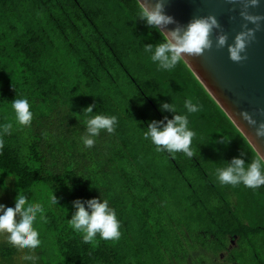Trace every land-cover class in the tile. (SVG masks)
I'll return each instance as SVG.
<instances>
[{
  "label": "trees",
  "instance_id": "16d2710c",
  "mask_svg": "<svg viewBox=\"0 0 264 264\" xmlns=\"http://www.w3.org/2000/svg\"><path fill=\"white\" fill-rule=\"evenodd\" d=\"M137 14V0H0V124L13 122L14 99L27 98L34 114L0 138V182H15L30 202L47 191L37 201L46 245L38 261L188 264L200 246L217 255L237 234L230 260L264 264V186L216 178L233 157L247 163L258 153L184 60L158 70L144 48L162 37ZM185 100L199 108L188 116L194 156L156 152L144 139L148 123L176 114L162 113V103L185 114ZM88 106L93 113H83ZM95 114L118 123L85 149L80 137ZM78 198L107 199L120 238L84 243L68 222ZM18 251L3 243L0 258Z\"/></svg>",
  "mask_w": 264,
  "mask_h": 264
},
{
  "label": "clouds",
  "instance_id": "9594fccd",
  "mask_svg": "<svg viewBox=\"0 0 264 264\" xmlns=\"http://www.w3.org/2000/svg\"><path fill=\"white\" fill-rule=\"evenodd\" d=\"M138 3V19L145 21L146 25L156 30L162 37V42L153 46L145 45V52L150 53L151 60L157 64L158 70L171 71L185 55L200 56L205 50L211 49L210 35L214 29L221 26L215 16L193 18L187 25L180 24L174 17L165 14L166 0H154L153 3ZM260 0H246L240 15L256 25V29L248 28L235 36L233 44H227L228 37L218 34L216 45L219 48L227 44L230 59L234 62L245 60L247 43L254 38L255 31L260 26L264 16L250 15L249 7H258ZM169 25H175L169 29ZM14 112L13 122L0 124V138L10 135L14 124L20 127H29L33 120L31 104L27 98L14 99L12 102ZM185 114L177 112L171 103H162L159 110L176 113L171 119L165 116L162 120H153L148 123L144 132V139L150 140L156 152L183 153L192 158L193 138L196 133L189 128L188 116L199 111L198 105L191 100H185ZM93 113V107L88 106L83 113ZM240 116L249 125L255 126L258 138H264V122L257 121L248 112H241ZM118 118L115 115L107 116L95 114L86 121V132L80 137L85 149H91L96 144V138L102 131L112 134L117 126ZM0 139V147H2ZM244 153H241L243 156ZM216 178L221 185H243L253 190L264 186V157H256L245 163L241 157H233L226 166L216 169ZM52 203L57 204L55 195ZM74 212L68 220L70 227L77 234H81L84 243L93 242L97 236L105 241H115L121 236L120 221L116 211L110 207L107 199H76L73 201ZM45 219L44 206L39 202H30L25 195L18 194L14 206L0 204V235H5L7 243L17 250H27L21 259L29 264H38L39 257L34 254L42 244L39 231L34 227L37 218Z\"/></svg>",
  "mask_w": 264,
  "mask_h": 264
},
{
  "label": "water",
  "instance_id": "95a60500",
  "mask_svg": "<svg viewBox=\"0 0 264 264\" xmlns=\"http://www.w3.org/2000/svg\"><path fill=\"white\" fill-rule=\"evenodd\" d=\"M153 3L154 0H141ZM246 0H166L165 14L187 25L193 18L215 16L220 24L210 35L211 49L200 56L185 55V63L203 84L206 90L227 113L238 129L264 157V138L255 134V126L249 125L241 116L248 112L257 124L264 122V20L260 21L254 38L246 46V59L234 62L230 59L227 44H233L235 36L256 25L246 21L240 12ZM250 15L264 16V0L258 7L247 9ZM175 25H169L172 29ZM218 34L228 37L227 44L216 45Z\"/></svg>",
  "mask_w": 264,
  "mask_h": 264
},
{
  "label": "rangeland",
  "instance_id": "374dc122",
  "mask_svg": "<svg viewBox=\"0 0 264 264\" xmlns=\"http://www.w3.org/2000/svg\"><path fill=\"white\" fill-rule=\"evenodd\" d=\"M21 189L17 186L15 182H8V181H2L0 182V204H4L5 206H14V201L15 198L18 194H20ZM41 194V199L47 200V191H45L44 188L40 191ZM40 192L37 196H35L32 199V202H37L40 201ZM22 195V194H21ZM34 227L39 231L40 233V218H37V221L34 224ZM41 239V236L39 237ZM6 236L5 235H0V245L3 243H6ZM46 245L42 243V245L37 248L39 252V256L42 255L43 253L40 254V250L42 251V248H44ZM27 252V250H19L18 253L13 257V259L8 262V261H2L0 258V264H29V262L23 261L21 259L22 255ZM35 255H37L36 252H34ZM200 255V251H195L192 253L191 257L189 258V263H191L192 259H195ZM38 256V255H37ZM52 257L54 260H57V257L52 254ZM200 257V256H199ZM38 264L40 262L38 261Z\"/></svg>",
  "mask_w": 264,
  "mask_h": 264
},
{
  "label": "flooded vegetation",
  "instance_id": "af4514ba",
  "mask_svg": "<svg viewBox=\"0 0 264 264\" xmlns=\"http://www.w3.org/2000/svg\"><path fill=\"white\" fill-rule=\"evenodd\" d=\"M239 236L234 234L233 236L228 235L226 239V245L224 249L218 252L217 255L212 254L211 252L207 251L204 247L200 246L199 251L202 258H204L203 264H236L234 260H230V258L234 257V254L231 252L234 249H239Z\"/></svg>",
  "mask_w": 264,
  "mask_h": 264
}]
</instances>
